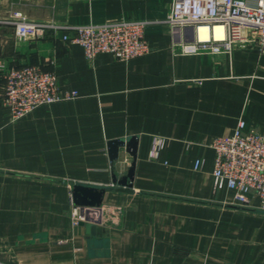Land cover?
I'll return each mask as SVG.
<instances>
[{"label":"crops","instance_id":"1","mask_svg":"<svg viewBox=\"0 0 264 264\" xmlns=\"http://www.w3.org/2000/svg\"><path fill=\"white\" fill-rule=\"evenodd\" d=\"M170 4L0 0V97L3 70L26 64L55 73L60 93L77 92L16 119L0 100V262L264 264V211L234 204L211 175L212 141L239 118L264 133V40L231 54L182 53L164 21ZM19 17L146 20L150 50L89 60L64 29L18 36L9 20ZM134 135V177L124 186L113 180L133 157L121 147L110 159L107 142ZM74 184L105 188L94 233L71 226Z\"/></svg>","mask_w":264,"mask_h":264},{"label":"built area","instance_id":"2","mask_svg":"<svg viewBox=\"0 0 264 264\" xmlns=\"http://www.w3.org/2000/svg\"><path fill=\"white\" fill-rule=\"evenodd\" d=\"M4 21L0 18V23ZM164 21L182 53L231 54L234 49L263 42L264 0H171ZM9 22L15 25L20 37H42L48 31L64 29L62 39L80 45L89 60L99 53H110L118 60L128 61L150 50L144 37L146 20L117 18L68 25L19 17ZM216 24L224 28L221 39L214 36ZM200 26L209 28L208 39L199 38ZM2 76L1 104L10 110L13 119L39 105L73 99L77 95L76 91L60 93L56 74L34 65L5 68ZM158 141L161 147L162 139ZM211 146L214 150L211 172L214 190L227 188L233 192L234 204L264 211V133L247 126L244 119L239 118L232 132L214 138ZM199 165L200 160H197L195 167ZM254 197L258 203L251 205ZM100 207L76 204L70 191L71 226L76 227L79 221H96Z\"/></svg>","mask_w":264,"mask_h":264},{"label":"water","instance_id":"3","mask_svg":"<svg viewBox=\"0 0 264 264\" xmlns=\"http://www.w3.org/2000/svg\"><path fill=\"white\" fill-rule=\"evenodd\" d=\"M121 147H124L125 150L133 157V161L131 162L124 176L120 179L115 178L113 181L124 186H131L134 177L137 136L134 135L128 138L109 140L107 142V149L110 159H115L117 157V152ZM72 194L75 203L78 205L99 206L102 203L105 194V188L74 184L72 188ZM82 226L86 229V232L91 233H94L95 230L100 229L98 226H96V221H92L90 219L87 221H79L76 229Z\"/></svg>","mask_w":264,"mask_h":264},{"label":"bare ground","instance_id":"4","mask_svg":"<svg viewBox=\"0 0 264 264\" xmlns=\"http://www.w3.org/2000/svg\"><path fill=\"white\" fill-rule=\"evenodd\" d=\"M223 26L216 24L213 28L214 36L216 39H221L224 35ZM198 36L201 40L209 38V28L207 26H200L198 29Z\"/></svg>","mask_w":264,"mask_h":264}]
</instances>
